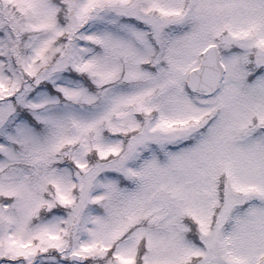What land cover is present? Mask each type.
<instances>
[{
	"label": "snow or ice",
	"instance_id": "1",
	"mask_svg": "<svg viewBox=\"0 0 264 264\" xmlns=\"http://www.w3.org/2000/svg\"><path fill=\"white\" fill-rule=\"evenodd\" d=\"M0 264H264V0H0Z\"/></svg>",
	"mask_w": 264,
	"mask_h": 264
}]
</instances>
